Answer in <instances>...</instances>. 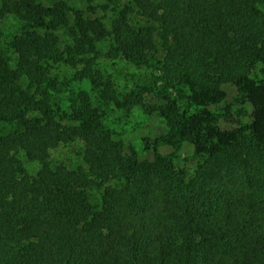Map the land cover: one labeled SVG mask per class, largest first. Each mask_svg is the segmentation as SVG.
I'll return each instance as SVG.
<instances>
[{
  "label": "trees",
  "instance_id": "16d2710c",
  "mask_svg": "<svg viewBox=\"0 0 264 264\" xmlns=\"http://www.w3.org/2000/svg\"><path fill=\"white\" fill-rule=\"evenodd\" d=\"M130 2L108 29L63 1L0 0V23L23 22L14 69L0 48V123L15 125L0 135V264H264V0ZM105 38L110 57L157 66L158 88L117 94L96 67ZM58 64L103 102L164 121L150 158L114 140L88 96L69 109L53 99ZM225 86L248 123L223 127ZM75 140L85 167L51 166L50 150ZM185 145L199 160L191 176L174 163ZM19 153L39 164L35 176Z\"/></svg>",
  "mask_w": 264,
  "mask_h": 264
},
{
  "label": "rangeland",
  "instance_id": "374dc122",
  "mask_svg": "<svg viewBox=\"0 0 264 264\" xmlns=\"http://www.w3.org/2000/svg\"><path fill=\"white\" fill-rule=\"evenodd\" d=\"M57 1H63L73 10H81L87 18L99 17L109 29L112 20L124 8L131 7L130 0H93L91 3L92 10L87 8L88 4L83 0H34L35 3L48 7ZM128 19L132 24L143 25V20L136 14L130 13ZM68 21H72L71 15ZM23 22L15 15L6 16L0 23L1 42L0 48L4 58L11 69L16 65V53L10 48L9 42L14 35L21 32ZM54 34L58 38V45L62 46L68 43L63 29L56 30ZM110 38H105L96 43L98 52L96 59V67L113 82L117 94H127L128 92H136L139 89L152 91L158 88L157 78L158 71L156 67H146L143 65L134 66L121 58H112L108 55L111 45ZM158 59H160L158 57ZM157 59L155 58V63ZM151 64H154L152 61ZM73 70L63 66L55 65L52 68V75L58 77V81L62 84L59 91L53 95V99L58 101L64 109H69L72 104H78L77 95L88 96L91 99V105L100 114V121L104 128L110 132L114 140L123 143L124 146L132 149L141 158H150V153L145 149L152 148L155 141L160 139L166 133L164 121L156 115H144L139 109L135 108L131 112L126 113L114 107L111 103H105L96 98L95 92L92 91L88 82H72ZM156 84V85H155ZM227 91V101L231 104L229 115L222 120L223 127H234L248 123V108L241 105L235 100V91L233 88L225 86ZM148 103L157 104L152 94L145 93ZM234 97V98H233ZM76 102V104L74 103ZM234 105V107L232 106ZM15 125L13 123L1 122L0 135L10 132ZM83 143L75 140L66 144H60L49 152V162L51 166L63 165L68 169H76L85 167L83 163ZM171 153V149L160 148V152ZM175 154L174 163L176 168L186 171L191 176L196 170L199 162L188 145L183 146ZM17 159L21 163L27 174L35 176L40 169L37 162L29 161L23 153L17 155ZM114 182H110L113 184ZM101 189H93L90 191V197L93 204H98L99 193Z\"/></svg>",
  "mask_w": 264,
  "mask_h": 264
}]
</instances>
